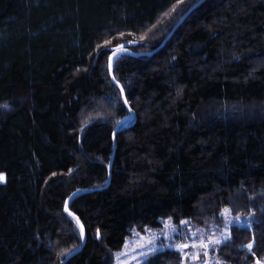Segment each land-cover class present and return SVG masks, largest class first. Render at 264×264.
<instances>
[{
  "label": "trees",
  "instance_id": "trees-1",
  "mask_svg": "<svg viewBox=\"0 0 264 264\" xmlns=\"http://www.w3.org/2000/svg\"><path fill=\"white\" fill-rule=\"evenodd\" d=\"M5 104L0 264H111L166 219L226 210L247 222L219 264H264V0H0Z\"/></svg>",
  "mask_w": 264,
  "mask_h": 264
},
{
  "label": "rangeland",
  "instance_id": "rangeland-1",
  "mask_svg": "<svg viewBox=\"0 0 264 264\" xmlns=\"http://www.w3.org/2000/svg\"><path fill=\"white\" fill-rule=\"evenodd\" d=\"M127 120H123L122 123L126 125L129 122ZM223 215L225 218L221 222L195 227L189 221L186 224H176L172 218L166 219L160 228L128 238L125 241V246L114 253L115 256L111 264H142L150 255L167 249H175L182 253L187 264H217L215 253H217L219 244L210 245L208 249L200 246L191 247V245L194 243L199 245L200 241L207 243L209 238L220 239L223 243L228 240L224 238L229 236L232 225L242 226L247 222L246 216H236L230 210H226ZM237 217H239V221H237ZM182 244H188L189 247L180 248L179 246Z\"/></svg>",
  "mask_w": 264,
  "mask_h": 264
},
{
  "label": "snow or ice",
  "instance_id": "snow-or-ice-1",
  "mask_svg": "<svg viewBox=\"0 0 264 264\" xmlns=\"http://www.w3.org/2000/svg\"><path fill=\"white\" fill-rule=\"evenodd\" d=\"M179 2V0H178ZM121 51H124L126 52V48L123 44L119 45V47L117 49H115L113 52H112V56H116L117 53L121 52ZM109 59L111 60V57H109ZM111 66V65H110ZM113 79H115V77L113 76ZM121 91L123 92V89L121 88ZM125 104H127V100L125 99L124 101ZM0 107H4V108H8L9 106L8 105H2ZM0 182H5V176L0 173ZM73 197L75 196V193L72 194ZM69 199H71V197H69ZM65 212H68L69 209H68V201L66 200L65 201V208H64ZM70 215H74L73 213H69ZM77 221H78V217L76 218ZM237 221H239V217L236 218ZM182 224H186L187 221H181ZM250 227V224L248 225ZM80 228H81V234H83V225L81 224L80 225ZM230 238V234L229 236H226L224 239L227 240ZM222 241L220 239H212V238H209L208 242L205 243L204 241H200L199 242V245L197 244H193L191 245V247H197V246H200V247H203L204 249H208L210 245H215V244H220ZM180 248H188L189 245L188 244H182L179 246ZM250 251L251 249L253 248V244L252 243H249L247 246H246ZM205 255H207V252H205ZM217 264H219V261L217 262ZM256 264H261V261L260 260H257L256 261Z\"/></svg>",
  "mask_w": 264,
  "mask_h": 264
},
{
  "label": "water",
  "instance_id": "water-1",
  "mask_svg": "<svg viewBox=\"0 0 264 264\" xmlns=\"http://www.w3.org/2000/svg\"><path fill=\"white\" fill-rule=\"evenodd\" d=\"M174 31H175V30H174ZM174 31H173V32H174ZM173 32L171 33V35L173 34ZM171 35H170V36H171ZM170 36H169V37H170ZM169 37H168V38H169ZM126 50H127V49H126ZM123 52H124V51H123ZM126 52H127V53H131L130 50H129V51L127 50ZM113 58H114V56L111 57L110 65L112 64V60H113ZM110 65H109V68H110L111 71H112V68H111L112 65H111V66H110ZM129 114H130V115L127 116V117H125V118H123V119L121 120V122H122L123 120H125V119H129V118L132 119V118L135 116V113H134L133 111H131V110H130V113H129ZM112 163H113V161L111 162V165H110V168H109V172H111ZM78 192H79V190H78L77 192H75V195H76ZM68 212H69V213H72L71 210H69ZM72 216L75 217L74 215H72ZM76 218H77V217H75V219H76ZM76 220H77V219H76ZM78 221H79V223H80V225H81V224H82L81 221H80L79 219H78ZM83 234H84V236H85V234H86L84 227H83ZM78 251H79V250H77V251H73V252L69 253V254H68V257H66V258L61 262V264H65L66 262H68V260H69L70 258H72L73 255H75L76 253H78Z\"/></svg>",
  "mask_w": 264,
  "mask_h": 264
},
{
  "label": "bare ground",
  "instance_id": "bare-ground-1",
  "mask_svg": "<svg viewBox=\"0 0 264 264\" xmlns=\"http://www.w3.org/2000/svg\"><path fill=\"white\" fill-rule=\"evenodd\" d=\"M196 7V5L194 6V7H192L190 10H188L187 12H186V14L182 17V20H181V22L180 23H182L185 19H186V16H188V14L194 9ZM180 23H179V25H180ZM112 73V72H111ZM128 121V120H127ZM123 123L120 121L118 124H117V126H118V128L122 125ZM114 139H115V135H114Z\"/></svg>",
  "mask_w": 264,
  "mask_h": 264
}]
</instances>
